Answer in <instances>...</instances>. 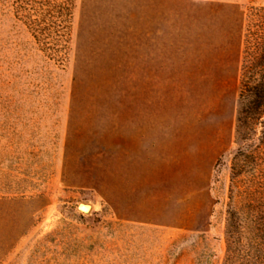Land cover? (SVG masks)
Wrapping results in <instances>:
<instances>
[{"label": "rangeland", "instance_id": "obj_1", "mask_svg": "<svg viewBox=\"0 0 264 264\" xmlns=\"http://www.w3.org/2000/svg\"><path fill=\"white\" fill-rule=\"evenodd\" d=\"M249 6L0 0V264H228L264 190L232 171Z\"/></svg>", "mask_w": 264, "mask_h": 264}, {"label": "trees", "instance_id": "obj_2", "mask_svg": "<svg viewBox=\"0 0 264 264\" xmlns=\"http://www.w3.org/2000/svg\"><path fill=\"white\" fill-rule=\"evenodd\" d=\"M35 19L28 23L36 25ZM235 149L232 171H241L253 161L264 160V6H249L242 30L239 66V86L234 121ZM250 212L249 222L242 226L239 217L231 216L227 223L226 245L228 264L239 250L243 238L254 248H264V190ZM263 206V207H262ZM262 207V208H261ZM256 239V240H255ZM250 249V248H249ZM258 263L264 264V256ZM247 264H253L252 260Z\"/></svg>", "mask_w": 264, "mask_h": 264}, {"label": "bare ground", "instance_id": "obj_3", "mask_svg": "<svg viewBox=\"0 0 264 264\" xmlns=\"http://www.w3.org/2000/svg\"><path fill=\"white\" fill-rule=\"evenodd\" d=\"M84 205L85 204H83V203L79 204V206H78L79 210L87 211L89 209V206L88 205H86V206H84Z\"/></svg>", "mask_w": 264, "mask_h": 264}, {"label": "water", "instance_id": "obj_4", "mask_svg": "<svg viewBox=\"0 0 264 264\" xmlns=\"http://www.w3.org/2000/svg\"><path fill=\"white\" fill-rule=\"evenodd\" d=\"M84 206H86V204H85ZM84 209H85V208H84Z\"/></svg>", "mask_w": 264, "mask_h": 264}]
</instances>
